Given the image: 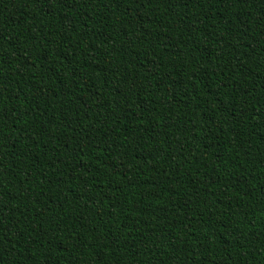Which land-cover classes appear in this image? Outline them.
<instances>
[{
  "label": "trees",
  "instance_id": "trees-1",
  "mask_svg": "<svg viewBox=\"0 0 264 264\" xmlns=\"http://www.w3.org/2000/svg\"><path fill=\"white\" fill-rule=\"evenodd\" d=\"M0 264H264V0H0Z\"/></svg>",
  "mask_w": 264,
  "mask_h": 264
}]
</instances>
